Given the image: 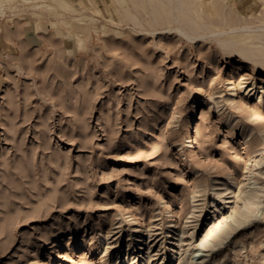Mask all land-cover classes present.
<instances>
[{"label":"rangeland","instance_id":"obj_1","mask_svg":"<svg viewBox=\"0 0 264 264\" xmlns=\"http://www.w3.org/2000/svg\"><path fill=\"white\" fill-rule=\"evenodd\" d=\"M65 1L0 13V264H264V55L221 45L202 0H164L155 23L149 0ZM249 183L257 216L195 251Z\"/></svg>","mask_w":264,"mask_h":264},{"label":"bare ground","instance_id":"obj_2","mask_svg":"<svg viewBox=\"0 0 264 264\" xmlns=\"http://www.w3.org/2000/svg\"><path fill=\"white\" fill-rule=\"evenodd\" d=\"M54 1H56L57 3L56 4L45 3L42 5L41 4L40 5L35 4V5H33V7H35V9L47 10L50 13H55L56 15H63V13H64V12L62 13V12L57 11V7L61 8L62 10L66 11V12L76 11V9L65 0H54ZM117 1L120 3L124 12L127 15H129L130 11L127 7L126 0H117ZM135 1H137V0H135ZM156 1H158V3H162V4L165 3L164 0H149L150 4L152 6H154V11L150 10L151 11L150 14H154V20H153L154 22L153 23L156 22L155 20H157V21L159 20V22H160L159 17H160V15L163 14V12H166V13L171 12V10H170L171 7L167 8V3L163 4V5H166V8H164L165 6L162 5L164 9H160V8H158V5L155 4ZM169 1L172 4L175 0H169ZM14 2H15V0H0V12L2 13V11L6 8V6L13 5ZM139 2L140 1H138V3ZM202 2L203 3H200L198 5L199 8L202 7L204 4L207 7H211L213 11H215V10H216V12L218 11L219 13H217V14H219L220 20L226 26L223 29H220L219 31L215 32V34L217 33V34L223 35L225 37L221 41V43H222L221 45L230 46L233 51L238 52L239 54H241V56H243L244 58H247L249 60H253L255 57H257L258 54L264 55V4H263V9L261 12H259V13L257 12L255 14L252 13V14L244 15L239 11V9L237 8L235 3L229 4L227 0H209L208 2L205 0H202ZM138 3H135V4H138ZM141 4H143V5L145 4L144 0L141 1ZM154 4L156 5V7ZM184 4L189 5V3L187 1H184ZM228 5H230L229 8L227 7ZM217 8H218V10H217ZM195 11H196L197 15H199V16L202 15V13L200 12V9L195 8ZM178 13H180L179 14L181 17L180 19H182V20L186 19V21L187 20L190 22L192 21L193 25L195 24L194 23L195 20L192 18V15L190 14L189 11L180 10V12H178ZM105 17L110 18L109 16H105ZM177 18H179L178 15H177ZM72 19L79 21L80 23H83L85 25L86 24H95V22H96V20L94 18H91L90 19L91 21L88 22L86 18L79 17V16H73ZM166 20H168V19H166ZM184 20L182 22H184ZM169 21H171V20L169 19ZM186 21H185V24L187 25L189 22L187 23ZM254 21L258 22V24H254L255 23ZM65 22H66V20H65ZM199 22L201 24V21H199ZM169 23H171V22H169ZM189 25H190V23H189ZM200 27H198V28H200ZM177 30L180 33H182V30L180 28H177ZM184 35H186L189 38H192L191 36H189L187 34H184ZM263 65H264V63H263ZM253 184H255V182ZM242 194L244 195V197H243L244 205L241 208H239L236 212L232 213L230 216V219H226L225 221L221 222L215 229L211 230L210 234L207 235V237L204 238L203 241L199 245L195 246L196 247L195 251L201 250L200 247L214 248V247L218 246L219 244L222 243V241L225 238H228L237 228H239L240 226H242L246 222L250 221L251 217L257 216V213L256 214L254 213V212H256L254 209H258L259 206L261 205L259 190L256 188H253L252 185L250 184V185H248V187L246 189H244L242 191ZM214 206H215L214 203H212L211 208ZM209 237H211V239H209ZM197 253H193L191 255V257H189V258L186 257V259H185L186 262L185 263L183 262V264H199V263H194V259L198 257Z\"/></svg>","mask_w":264,"mask_h":264},{"label":"crops","instance_id":"obj_3","mask_svg":"<svg viewBox=\"0 0 264 264\" xmlns=\"http://www.w3.org/2000/svg\"><path fill=\"white\" fill-rule=\"evenodd\" d=\"M1 13V12H0ZM5 13V9L2 11L1 14ZM33 22V24L35 25L34 29H36V32L35 34L38 36L39 40H41V38L45 39V38H48L50 39L51 37L48 36L49 34L47 33H40L39 29H42V23L40 24L39 22L37 21H31ZM19 24L21 25V29L18 30V26ZM29 24V20H26V21H22V20H18V19H14V25H17V29L15 31H13L14 34H17L16 37H21V38H24L25 35H27V31L29 30L30 28V25ZM32 27V26H31ZM1 29V28H0ZM40 33V34H39ZM46 40V39H45ZM22 41H25V40H22ZM13 46V45H11Z\"/></svg>","mask_w":264,"mask_h":264}]
</instances>
